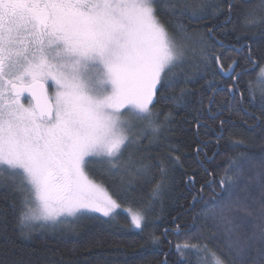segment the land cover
<instances>
[{
    "label": "snow or ice",
    "instance_id": "6c2138e0",
    "mask_svg": "<svg viewBox=\"0 0 264 264\" xmlns=\"http://www.w3.org/2000/svg\"><path fill=\"white\" fill-rule=\"evenodd\" d=\"M248 2L0 0V186L17 194L11 220L0 207V232L145 233L185 167L177 125L194 123L203 182L185 171L188 207L160 235L147 232L153 245L167 240L157 264L173 253V264H264V153L229 156L220 175L209 167L229 123L264 139V53L253 47L264 41V0ZM225 147L247 145L230 135Z\"/></svg>",
    "mask_w": 264,
    "mask_h": 264
},
{
    "label": "trees",
    "instance_id": "16d2710c",
    "mask_svg": "<svg viewBox=\"0 0 264 264\" xmlns=\"http://www.w3.org/2000/svg\"><path fill=\"white\" fill-rule=\"evenodd\" d=\"M257 3L258 0H249L245 7L255 6ZM228 27L231 28V25ZM241 34L242 32L238 29L236 32L221 38L224 39L226 45H231L235 42V37ZM257 39L258 43L253 45V47L258 49L257 55H260L264 53V41L259 40V37ZM225 54L229 55L231 53L225 50ZM261 65H264V58L261 59ZM259 71L260 69L257 68L245 79L255 81ZM157 107H160V105H157ZM185 115L187 113L184 110H180L176 120L180 121V118ZM225 115L227 116V113ZM233 119L237 118L234 116ZM208 135L212 137V145L205 150L211 155V150L215 145V134L210 132ZM230 135L233 138L242 139L247 147H241L234 151L226 148L225 142L229 140ZM175 136L181 145V151L186 153L185 167L177 169L171 188L165 192L160 201H157L156 209L160 214V219L155 220V216L149 217L150 220H155V224L150 225V228L146 229L145 233L140 234L137 230H132L123 235L109 236L101 234L93 238L86 229L80 228L77 230L79 235L71 231L66 234L41 233L37 231L32 233L28 239H24L20 236L18 230H13L10 227L7 233L0 232V264H10L13 260L17 262L23 260L28 262V264H85L86 260L90 261V264H157V261L163 257V251L168 250L167 240H164V243L158 247L153 245L148 239L147 232L155 228L156 234L160 235L171 217L182 213L183 209L188 207L187 202L191 199V194L184 183L185 177L183 173L185 171H195L197 188L203 182V169L194 155L193 149L195 144L199 142V138L204 136V130H200L198 137L194 123H178ZM223 137V140L220 141V154L216 156L210 166L206 165L215 169L217 175L223 172L224 161L229 156L235 157L240 152H247L249 155L257 156L264 153V139L259 135V129L251 132L245 130L238 122L235 128L229 123L224 129ZM218 164L220 167L216 168ZM92 178L97 183L102 184L109 194L113 193L112 185L106 177L93 172ZM3 180L4 184H7V178H3ZM148 190V187L144 190L145 197H147ZM216 190L219 192V187ZM16 195L10 188L0 186V207L9 208V220L12 219L10 205L16 201ZM204 195L207 200L210 193L206 190ZM4 197H8V200L5 201ZM203 203L204 201H201L200 204H197L194 212H199ZM194 212H189L186 216H183V219L187 223H192ZM120 223H124L123 216L120 217ZM197 223L199 224L200 221H197ZM95 231V229H92L93 233ZM168 239L173 240V243L177 240V238L172 236H169ZM180 239H183V237ZM176 260L177 256L173 253L169 257V264H173Z\"/></svg>",
    "mask_w": 264,
    "mask_h": 264
},
{
    "label": "rangeland",
    "instance_id": "374dc122",
    "mask_svg": "<svg viewBox=\"0 0 264 264\" xmlns=\"http://www.w3.org/2000/svg\"><path fill=\"white\" fill-rule=\"evenodd\" d=\"M26 102V101H25Z\"/></svg>",
    "mask_w": 264,
    "mask_h": 264
}]
</instances>
